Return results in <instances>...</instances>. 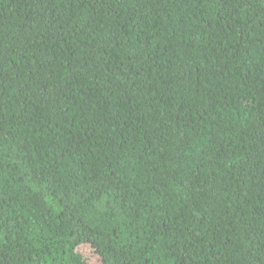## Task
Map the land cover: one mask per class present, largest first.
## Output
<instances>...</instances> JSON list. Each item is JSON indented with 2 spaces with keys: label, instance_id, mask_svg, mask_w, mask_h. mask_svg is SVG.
<instances>
[{
  "label": "trees",
  "instance_id": "1",
  "mask_svg": "<svg viewBox=\"0 0 264 264\" xmlns=\"http://www.w3.org/2000/svg\"><path fill=\"white\" fill-rule=\"evenodd\" d=\"M264 264V0H0V264Z\"/></svg>",
  "mask_w": 264,
  "mask_h": 264
},
{
  "label": "rangeland",
  "instance_id": "2",
  "mask_svg": "<svg viewBox=\"0 0 264 264\" xmlns=\"http://www.w3.org/2000/svg\"><path fill=\"white\" fill-rule=\"evenodd\" d=\"M85 251L90 255L91 262L90 264H97L99 261L97 260V256L93 253H89V248L85 247ZM98 261V262H97Z\"/></svg>",
  "mask_w": 264,
  "mask_h": 264
}]
</instances>
